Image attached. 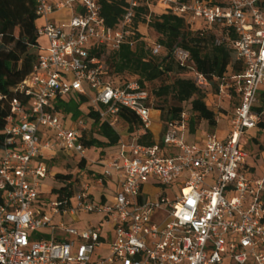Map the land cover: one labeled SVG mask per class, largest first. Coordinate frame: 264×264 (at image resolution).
Segmentation results:
<instances>
[{
  "label": "built area",
  "instance_id": "obj_1",
  "mask_svg": "<svg viewBox=\"0 0 264 264\" xmlns=\"http://www.w3.org/2000/svg\"><path fill=\"white\" fill-rule=\"evenodd\" d=\"M105 1L34 0L33 71L14 82L19 97L0 96L7 107L0 147V264H264V177H252L247 146V135L264 116L258 110L264 0H116L126 8L114 26L106 22ZM163 14L215 36V45L234 50L245 67L220 81L221 94L237 100L232 111L220 114L228 123L224 139L190 133L186 111L161 123L137 76L107 77L108 54L123 45L134 49L144 42L152 56L166 61L168 49L149 45L140 29ZM172 57L194 73L198 87L212 86L189 51L176 48ZM74 95L87 99L81 107L89 112L80 118L59 106ZM122 108L137 122L126 123ZM90 111L110 126L125 124L127 141L103 159L86 155L93 148L86 145L93 139ZM57 158L66 166L77 159L79 168L91 160L100 170L87 165L59 173L71 175L59 180L56 174L60 187L45 196L41 182L54 167L49 160ZM96 188L103 190L99 197ZM85 215L102 218L78 228Z\"/></svg>",
  "mask_w": 264,
  "mask_h": 264
},
{
  "label": "trees",
  "instance_id": "obj_2",
  "mask_svg": "<svg viewBox=\"0 0 264 264\" xmlns=\"http://www.w3.org/2000/svg\"><path fill=\"white\" fill-rule=\"evenodd\" d=\"M103 6L107 24L114 26L125 13L126 3L108 0L103 2ZM37 19L34 0H0V96L7 100L20 96L14 82L25 79L33 71L38 51ZM138 20L145 22L141 17ZM149 26L162 36L160 45L169 51L166 61L162 63L159 58L152 56L144 42L138 43L134 49L123 45L119 50L110 52L111 58H107L108 78L125 73L137 76L152 98L147 82L171 77L174 64L184 70V67L172 57L176 48L189 51L196 71L217 88L224 78L241 74L245 70L234 50L225 46H216L215 36L211 34L200 35L198 31L190 30L183 18L163 14L156 16ZM201 92V88L196 85L193 78H177L172 85L161 86L155 93L158 96L173 94L175 105L169 109L168 116L177 117L182 112H188L190 133L194 134L200 129L203 121L211 122L216 119V113L207 106ZM86 101L84 96L74 95L59 106L66 114H74ZM258 110L264 111V90L260 93ZM90 115L94 118V125L98 127V132L107 142L93 138L86 143L87 147L104 148L117 145L120 135L109 124L101 122L95 111H91ZM120 115L128 124L137 122L126 108L120 110ZM6 123L7 107L0 99V147L4 145L3 131ZM258 127L264 131V122L260 121ZM84 163L85 160L80 166L84 167ZM65 178L70 179L71 175L56 176L57 180Z\"/></svg>",
  "mask_w": 264,
  "mask_h": 264
},
{
  "label": "rangeland",
  "instance_id": "obj_3",
  "mask_svg": "<svg viewBox=\"0 0 264 264\" xmlns=\"http://www.w3.org/2000/svg\"><path fill=\"white\" fill-rule=\"evenodd\" d=\"M160 11V9H158ZM141 32L143 34V38L148 42L149 45L152 43H157L160 44V39L162 38L161 35L158 33L154 32L150 26H146L145 24H141ZM109 59L111 58V53L108 54ZM194 73L187 69L184 68V70H181L178 68L176 64H174V72L172 73L171 77H163L161 79L152 81V82H147V85L149 87V90L151 92V96L153 99V104L152 106L154 107L153 117L157 119L158 117H161V123L164 122L165 118L168 116V111L169 109L175 105V101L172 95H162L158 96L156 95V91L164 85H172L174 83V80L177 78H193L194 79ZM195 80V79H194ZM220 85V84H219ZM201 95H203V98H205V102L207 106L213 110L216 113V119L214 121H203L201 124V127L199 131H201L204 134L207 133H213L217 134L220 137L224 135V122L226 119H222L220 114L226 109L233 110L237 106V100L233 99L231 101L228 100L227 97L221 94L219 88H217L216 85L211 86L210 88H203L201 89ZM189 104H187L188 106ZM91 110V109H90ZM89 112V110L86 108V106L80 107L75 113L74 117L75 118H80L84 115H86ZM86 113V114H85ZM91 113V111H90ZM90 118V121L94 122V119L88 116ZM86 119V117L84 118ZM261 122H264V116L261 117L260 119ZM121 137V140L127 141V134L123 133L125 124L121 121L117 122L114 126H111ZM92 134L93 138H99L102 142H107V140L100 135L98 132V127L92 124ZM154 132V139L159 140L161 137V132H158L157 129L153 130ZM247 140L249 144H247L248 148H250V153L252 159L251 161V175L253 178L258 179L264 177V131L258 128H254L248 135H247ZM98 145V144H97ZM116 145L110 146V147H100L96 146L93 147L92 149H88L86 152L87 156H91V159H96L99 157L98 154H100V158L103 159L104 157H101V155L105 156L113 153L114 150H116ZM61 155V154H60ZM49 166H54L47 178L42 180L41 182V189L45 196H52L54 194L51 193V190L53 188H59L60 184L56 182L53 177L56 174L59 173H67V172H73L77 173L79 172L80 168H83L80 166V168L77 166V159L71 160V166H66V161H64L62 158H57L56 160L51 159L49 160ZM82 164V163H81ZM89 165L90 168L98 171L100 168L98 166H95L92 164L91 160H85L84 167ZM105 192V190H104ZM95 193L97 194V197H99V194L103 193V190L101 188H96ZM107 195L110 197L109 191L106 192ZM81 222L76 223L75 225L78 228H85L89 225L99 223L102 216L100 215H85V216H80Z\"/></svg>",
  "mask_w": 264,
  "mask_h": 264
},
{
  "label": "crops",
  "instance_id": "obj_4",
  "mask_svg": "<svg viewBox=\"0 0 264 264\" xmlns=\"http://www.w3.org/2000/svg\"><path fill=\"white\" fill-rule=\"evenodd\" d=\"M53 21H56L57 20V16H54V17H52L51 18ZM225 124H224V127H225V129H224V135L222 136V137H220L219 135H217V137L218 138H220V139H224L225 137H226V135H227V132H228V123H227V120L224 122ZM154 129H157L158 130V132L160 131V127H159V125L158 124H156L154 127H153V130ZM123 133H125L126 134V130H125V127H124V130H123ZM120 140H121V137H120ZM248 144H249V142H248ZM250 145V144H249ZM89 158H91V156H88ZM251 159H252V157H251ZM251 161V160H250ZM250 163V165H251V162H249ZM252 166V165H251ZM263 249H264V246H263Z\"/></svg>",
  "mask_w": 264,
  "mask_h": 264
}]
</instances>
